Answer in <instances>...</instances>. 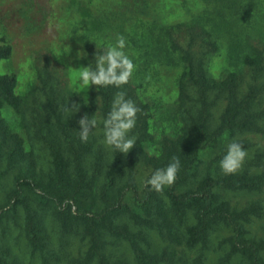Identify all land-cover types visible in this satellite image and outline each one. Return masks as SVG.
Listing matches in <instances>:
<instances>
[{
    "label": "trees",
    "instance_id": "16d2710c",
    "mask_svg": "<svg viewBox=\"0 0 264 264\" xmlns=\"http://www.w3.org/2000/svg\"><path fill=\"white\" fill-rule=\"evenodd\" d=\"M204 1L210 9L186 22L134 31L123 49L135 65L132 77L120 88L90 86L86 103L68 89L66 68L51 56H45L24 95L15 93L13 75H0V188L6 191L0 225L21 214L29 253L40 264L61 260L47 217L58 229L60 248L72 238L85 242L78 264H204L203 253L220 228L229 235L218 243L225 254L218 264L234 258L264 264V234L253 228L264 220V204L240 203L264 194V148L256 147L234 174H223L219 166L234 138L246 151L253 147L249 137L264 139V28L249 27L259 14L255 0ZM88 24L93 32L97 23ZM89 34L84 49L88 66L95 68V55L113 45ZM222 48L227 70L215 80L208 65ZM9 55L10 48L0 45V61ZM158 67L179 70L178 129L156 141L149 131L150 107L138 91ZM117 92L140 109L129 133L136 144L126 155L102 143V121ZM72 105L79 110L65 111ZM6 107L18 116L25 140L2 117ZM84 115L98 121L87 142L79 137ZM153 144L155 156L147 152ZM212 152L217 155L205 161ZM173 157L180 161L174 183L159 193L149 190L146 181ZM142 167L149 174L139 184ZM9 175L6 190L3 180ZM154 232L166 244L160 252L152 251L148 240ZM118 245L127 247L130 261L112 255L110 247ZM196 250L195 257L185 255ZM7 256L8 251L0 253V264H9Z\"/></svg>",
    "mask_w": 264,
    "mask_h": 264
},
{
    "label": "rangeland",
    "instance_id": "374dc122",
    "mask_svg": "<svg viewBox=\"0 0 264 264\" xmlns=\"http://www.w3.org/2000/svg\"><path fill=\"white\" fill-rule=\"evenodd\" d=\"M259 14L250 18V26L261 30L264 28V0H255ZM212 5L204 0H0V45L10 48L7 59L0 61V75H13L16 80L15 93L24 95L30 84L34 82L37 69L43 66L45 56H51L58 64L67 70V84L81 102H88L89 89L82 91L79 87L78 71L88 66V54L84 49L85 39L91 36L101 41H112L115 46L117 36L126 39L142 28L151 26H168L186 22L196 13H203ZM91 21L97 26L93 32L88 31ZM248 27V28H249ZM255 29V30H256ZM253 32V31H252ZM208 70L215 80L225 75L227 64L222 48L217 56L211 59ZM141 76V75H140ZM179 70L172 67H158L150 76H145L143 86L139 89V97L150 107L149 131L154 139L171 136L178 129L176 119L177 80ZM2 117L24 140L26 136L19 127L18 116L10 109H2ZM251 138L253 147L247 151L250 157L256 147L264 148V139ZM27 148V146H26ZM28 149V148H27ZM147 152L151 156L158 154L157 144L150 145ZM217 152H212L204 160L210 161ZM43 167L47 161L40 160ZM149 170H138L137 181L141 184ZM11 176L5 178L6 190L9 188ZM4 189L0 188V205L5 202ZM240 197L233 196V201ZM261 199L264 204V194L254 197H243L240 203L244 205L249 200ZM46 226L53 240L55 250H61V260L58 264H78L86 250L85 242L80 238L69 239L60 248L58 245V229L46 219ZM253 228L257 233L264 234V220L257 221ZM229 235L225 228H220L217 238L203 253L204 264H218L224 251L217 250L219 241ZM152 251L160 252L166 246L154 232L148 237ZM5 251V252H4ZM9 256V264H40L38 257L31 256L22 232L21 214L0 225V253ZM112 255L120 261H130L131 254L125 245L110 247ZM181 248L177 253L183 254ZM198 250L187 252L188 257H195ZM230 264H242L234 258Z\"/></svg>",
    "mask_w": 264,
    "mask_h": 264
},
{
    "label": "clouds",
    "instance_id": "9594fccd",
    "mask_svg": "<svg viewBox=\"0 0 264 264\" xmlns=\"http://www.w3.org/2000/svg\"><path fill=\"white\" fill-rule=\"evenodd\" d=\"M126 41L123 36H117L115 46H109L103 54L95 55V68L82 67L78 71L79 87L87 91L90 86L120 88L128 83L135 70V65L123 49ZM79 110L78 105L66 107L65 111L74 113ZM140 109L131 99H126L124 92H117L111 104V109L103 119L102 143L119 153L127 154L136 144V137L129 133L136 125L137 113ZM79 137L81 142H87L90 133L98 125L96 118L84 115L79 121ZM247 151L238 139L227 146V152L220 161V169L223 174L236 173L243 165ZM180 161L177 157L172 158L167 167L156 169L146 181L149 190L162 192L165 186H171L179 171Z\"/></svg>",
    "mask_w": 264,
    "mask_h": 264
}]
</instances>
